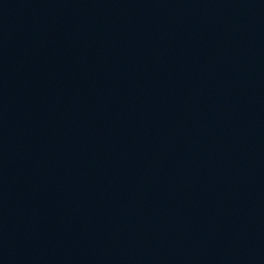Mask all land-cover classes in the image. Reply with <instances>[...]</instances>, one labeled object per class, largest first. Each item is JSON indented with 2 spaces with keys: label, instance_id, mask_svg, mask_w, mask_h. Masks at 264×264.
<instances>
[{
  "label": "water",
  "instance_id": "water-1",
  "mask_svg": "<svg viewBox=\"0 0 264 264\" xmlns=\"http://www.w3.org/2000/svg\"><path fill=\"white\" fill-rule=\"evenodd\" d=\"M0 264H264V0H0Z\"/></svg>",
  "mask_w": 264,
  "mask_h": 264
}]
</instances>
